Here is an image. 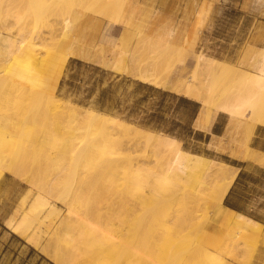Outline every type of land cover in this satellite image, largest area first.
Returning <instances> with one entry per match:
<instances>
[{
    "label": "bare ground",
    "instance_id": "obj_1",
    "mask_svg": "<svg viewBox=\"0 0 264 264\" xmlns=\"http://www.w3.org/2000/svg\"><path fill=\"white\" fill-rule=\"evenodd\" d=\"M4 1L0 0V12ZM212 2L202 0L196 26L177 48L180 52L187 48L193 69L199 74L194 81L176 85L170 84L159 71L161 60L170 51H177L170 28L147 36L142 48L128 50L114 43L106 57L94 51V38H87L78 28V11L70 8L56 20L64 42L53 51L45 41L27 42L22 35L0 32V85L2 70L12 66V58L19 50L27 57L26 83L9 92H13L12 96L36 92L44 107L26 122L20 121L22 114H0V175L3 171L20 174L22 162L3 161V156L8 158L15 149L35 142L42 152L36 157L37 169L27 179V204L18 216L5 218L6 227L58 264H178L175 260H182L183 252L191 244L190 235H206V229L205 233L202 229L205 216L214 220L209 227V239L219 243L214 251L201 246L203 250L197 255L203 261L198 264H228V257L238 260L241 239L249 232L259 231L261 223L222 203L237 171L235 166L184 149L174 136L144 129L54 94L68 57L100 63L114 72L129 73L144 83L170 88L176 94L198 100L200 105L193 121L198 130L210 132L215 115L225 114V132L235 143L232 155L264 165V151L249 145L255 126H264V113L259 111L264 97V46L251 70L194 52L195 39ZM108 7L116 8L114 14ZM108 7L103 6L101 12L117 13L123 26L133 24L136 5L132 0H112ZM111 22L107 21L104 32L115 27ZM78 123L92 125L98 130L97 138L77 145L80 137L64 135ZM56 124L61 133L53 129ZM120 134L132 135L136 145L146 142L149 152L132 163L130 152L126 153L118 138ZM211 135L207 146L216 150L224 146L220 145L221 135L217 139L214 133ZM52 150L55 153L50 155ZM42 166L53 170L49 178ZM113 193L119 194V198L121 194L135 198L141 204L113 205ZM54 198H61L63 209L54 205ZM165 201L171 206L161 216L158 207ZM135 218L140 219L138 223ZM220 235L223 240H216ZM184 261L182 264L187 263Z\"/></svg>",
    "mask_w": 264,
    "mask_h": 264
},
{
    "label": "rangeland",
    "instance_id": "obj_2",
    "mask_svg": "<svg viewBox=\"0 0 264 264\" xmlns=\"http://www.w3.org/2000/svg\"><path fill=\"white\" fill-rule=\"evenodd\" d=\"M132 1L136 5L135 19L132 20L133 24L128 23L123 26L119 17L116 16L118 14L113 15L116 8L108 7L112 0H5L2 12H0V27H2L0 32L22 35L26 41H45L53 51L56 46L64 42L63 37L59 34L60 30L57 27L59 24L56 20L65 10L70 8L72 11H78V28L84 31L87 38H94V51L99 56L106 57L114 43H117L120 48L131 50L134 47L143 46L144 42L147 41V36L169 28L173 30L171 41L176 44L177 49L180 45L182 46L187 36L189 37V32L193 26L195 27L197 24L199 8L197 2H192L189 9H183V0ZM235 2L236 0H222V3H225L222 10L217 14L209 15L208 13L195 39L193 51L233 63L238 68L251 70V65L258 60L259 52L264 46V10L250 30L251 17L247 16L245 10H237L240 4L236 6ZM105 5L113 14L109 10L106 13L101 12ZM107 13L109 14L106 15ZM17 16L20 18L18 19ZM111 20L113 21L111 22ZM107 21L114 23L115 27L111 26L104 32ZM186 50L185 47L181 50L183 53L179 49H177L178 52L170 51L166 56L167 58L161 60L160 74L167 77L172 85L185 80L194 81L199 74L193 69L191 53ZM18 51L12 58V66L3 69L1 72L4 75L0 85V114H22L24 116L20 121L26 122L40 114L44 107L41 106V99L36 92L21 96H12L13 92H9L10 89L26 83L24 69L27 67V57ZM93 63L66 59L54 90L55 96L91 107L104 114L117 116L144 129L174 136L179 139L184 149L191 152L201 153L227 163L233 161L231 151L235 148V143L230 140V135L225 132L227 126L225 114L218 113L215 115L218 117V121L222 122L221 137L223 139L220 145L224 144L216 150L207 146V138L198 141L200 135L197 133L192 135L190 132L193 114L200 105L198 100L176 94L170 88H156L151 84L141 83L129 73L114 72L100 63H97L101 65L98 67ZM178 96L182 97L179 102L181 108L172 109L173 101ZM259 111L264 113V97L261 98ZM57 124H59L58 121ZM57 124L53 125V129L61 133L62 130ZM64 135L80 137L81 139L77 142L78 145L83 144L84 140L88 142L95 140L98 136V130L94 129L92 125L87 126L78 123V125L67 129ZM118 138L127 149H125L126 153L130 152L128 154L132 163L141 160L149 152L150 146L145 144L146 142L140 141L136 145V139L130 134H120ZM217 138L215 137V139ZM38 149V143L32 142L30 145L15 149L11 155H8V158L3 156V161L22 162L23 165L19 175L14 176L6 171L0 175V236L8 231L14 247L27 249L30 257L38 256V260L44 263L58 264L38 248L29 245L19 233L6 227L4 222L9 215L18 216L27 204L30 195L27 179L37 169L36 157L42 153ZM44 153L46 152L44 151ZM54 153L52 150L50 155ZM41 168L48 174V178L52 175L53 170L51 168L44 166ZM111 195L113 205L115 203L141 204L135 198L127 195L121 194L120 198L118 197L119 194L118 196L116 193ZM22 199L23 201H21ZM52 201L56 207L64 208L61 198H54ZM169 206H171L170 202L165 201L161 207H158L161 216L168 211ZM203 219L204 221H201L203 223L202 229H204L203 233L206 229V235L200 238L190 235L191 244H188L187 249L185 248L186 251L183 252L182 260L181 258H178V261L175 260V262H179L178 264H182L184 258L187 262L184 264H190L193 259L194 261L197 260L192 262L194 264L203 261L197 255L203 250L200 249L201 246L212 251L218 249L215 244L218 245L219 242L214 244L208 237L209 232L212 231L209 227L213 225L214 220L205 216ZM139 220V218H135L134 222L138 223ZM224 226L221 225V227ZM221 238L220 235L216 237V240H223ZM241 241L239 245L240 257L238 260L228 257V264H264V221L261 222L259 231L247 233ZM43 242L46 240L44 239ZM49 243L48 248L51 249L52 241ZM22 259V254H19L17 264H20ZM200 263L202 264V262ZM23 264H31V262L27 261V257H24Z\"/></svg>",
    "mask_w": 264,
    "mask_h": 264
},
{
    "label": "crops",
    "instance_id": "obj_3",
    "mask_svg": "<svg viewBox=\"0 0 264 264\" xmlns=\"http://www.w3.org/2000/svg\"><path fill=\"white\" fill-rule=\"evenodd\" d=\"M201 1L202 0H183L182 8L189 9L192 2H197L198 7ZM235 4L236 6L240 4L237 10H245L247 16L251 17V30L253 25H255V23L258 21V18L261 17V14L264 10V0H236ZM243 5H245V7H242ZM222 7H225V3H222V0H213L209 15L217 14L220 10H222ZM68 59H75L85 63H93L92 61L82 60L77 56H70L68 57ZM93 64H95V66L97 67L101 66L97 63ZM102 68L105 69L104 67ZM139 82L144 83L142 81ZM179 102L180 97L178 96L173 101L172 109L176 107L181 108V106H179ZM197 110H195L191 122L192 129L190 130V132L192 133V135L197 133L200 135L198 141H200V139L207 138V142L212 139L211 133H214L217 137L220 136L222 134L221 127L223 126H221L222 122L218 121L217 116L211 123V133L194 128L192 123L194 121ZM249 145L261 151H264L263 125L255 126L254 132L249 140ZM232 158L233 161L229 164L235 166L237 168V171L223 197L222 203L228 209L238 212L244 216L250 217L251 219L261 223L262 221H264V165L236 156H233ZM19 254H22L23 259L24 257H27V261L29 260L31 264H47L41 260H38V256L30 257L29 251L27 249L14 247V243H12L10 239V233L8 231L2 233L0 236V264H17L19 262ZM23 259L20 264H23Z\"/></svg>",
    "mask_w": 264,
    "mask_h": 264
},
{
    "label": "trees",
    "instance_id": "obj_4",
    "mask_svg": "<svg viewBox=\"0 0 264 264\" xmlns=\"http://www.w3.org/2000/svg\"><path fill=\"white\" fill-rule=\"evenodd\" d=\"M180 100H182V97H180Z\"/></svg>",
    "mask_w": 264,
    "mask_h": 264
}]
</instances>
